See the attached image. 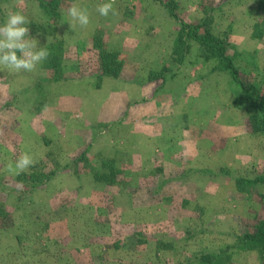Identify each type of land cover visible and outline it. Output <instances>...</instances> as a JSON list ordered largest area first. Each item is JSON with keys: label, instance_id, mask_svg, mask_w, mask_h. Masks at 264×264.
Masks as SVG:
<instances>
[{"label": "rangeland", "instance_id": "1", "mask_svg": "<svg viewBox=\"0 0 264 264\" xmlns=\"http://www.w3.org/2000/svg\"><path fill=\"white\" fill-rule=\"evenodd\" d=\"M39 1L47 0H0V25L10 11L20 12L29 21L28 38H35L42 48L45 38L37 31L44 22ZM59 1L62 19L75 0ZM104 2L96 0L97 5ZM115 3L116 16L123 13L121 22L106 21L96 12L90 23L98 32L81 43L74 42L77 31L75 27L73 32L70 20L60 21L64 23L57 40L65 45L67 59L57 70L46 72L49 84L43 82L29 91L32 105L23 86L28 75L41 76L43 62L31 72L0 68V264H195L198 255L254 233L256 223L264 219V184L233 183L264 177V132L252 131L246 106L233 105L240 91L234 77L230 72L212 71L215 61H206L193 39L186 42L187 53L181 47L179 54L172 55L181 28L188 25L186 32L205 22L214 37L230 44L226 54L237 69L236 81L259 85L264 94V46L256 44V52H240L238 46L252 45L244 41V32H234L235 28L244 31L249 23L251 31L258 27L262 37L256 39L264 42V0ZM99 53L113 55L112 62L119 67L115 78L144 81L146 98L153 97L154 83L170 84L172 88L164 89L170 92L159 99L167 104L176 97L178 116L158 127L164 129L161 143H155L154 129L153 133L146 130L154 124L152 106L143 108L144 117L137 106H129L126 117L122 113L120 121L97 123L96 130L68 129L66 122L50 130L42 121L45 102L64 93L66 84L94 88L97 78L109 77L102 76ZM127 63L131 68L123 72ZM66 98L63 105L69 101ZM200 99L202 106L197 105ZM161 108L165 111L168 106ZM190 109L195 113L192 118L186 112ZM143 125L144 134L140 133ZM233 125L240 132L234 141L227 134ZM171 128L181 137L170 138ZM202 130L200 145L218 149L208 157L209 171H214L210 174L218 170L223 183L171 184L185 170L164 167L175 166L177 160L183 165L185 155L173 154L171 163L161 162L158 151L160 157L165 155L159 145L183 146L187 135ZM74 132L85 134V138L76 135V140H84L82 144L75 143ZM107 150L112 153L105 154ZM21 153H28L34 164L13 176L5 166ZM231 253V264H264L256 252Z\"/></svg>", "mask_w": 264, "mask_h": 264}, {"label": "crops", "instance_id": "2", "mask_svg": "<svg viewBox=\"0 0 264 264\" xmlns=\"http://www.w3.org/2000/svg\"><path fill=\"white\" fill-rule=\"evenodd\" d=\"M73 3L77 4L78 6L82 8H86L89 12L90 19L92 21V17H95L96 15V10H95L97 6L96 0H75L73 1ZM84 6H87V7H84ZM113 7L114 9L115 7L117 8L116 5H113ZM65 14L62 16L61 22L70 20V18L66 16L67 14L66 15ZM122 17H123V13H120V14L118 13L117 16L113 15L112 13H109V15L106 17V21H114L118 24L121 22L120 20H122ZM61 22L57 28V32L54 35H51V36L46 35L42 31H39L41 36L45 38L43 47L59 39L58 34L64 23V22L63 23ZM244 25L245 27H247V28H244L245 29L244 31L243 29L239 28L237 30L235 28L234 32L236 31V34L244 32V35H245L244 41L252 45V47H247L245 45H244L245 47L238 46L239 47L238 50H240V52L242 51L252 52V50L253 52H256L254 49V46L257 44L258 39L252 37L253 31L249 30L251 29L249 27L250 24L245 23ZM72 27H74L73 32L75 30V27L77 31L76 36H74L75 43L77 41H80L81 43V40L82 41L90 40L88 36H91V35L93 36L94 33L98 32L97 31L98 28L95 27L94 23H90L88 28L87 27L81 28L78 24L72 25ZM68 29H69V26H68ZM81 33H83V35ZM46 37H49V39H46ZM234 39L236 43L237 35L234 37ZM238 41L240 42L241 40L238 39ZM238 44L239 43L237 42V45ZM66 55H67V51H66V54L64 52V55H63V58L65 57L64 60L67 59ZM64 60L62 59V61ZM68 61L70 65L73 67V62L70 59H68ZM128 65L129 63H127L126 66L122 67L123 72H126L131 68ZM132 69H134V67H132ZM42 71L43 73L41 74L39 78L36 76H30V75L26 77V82L23 86V89L28 91L26 92V95L28 96V100H31V102H29L28 105H32L33 103L32 97L30 96L31 92L29 91L32 90L38 83H40L39 86H42L43 82H46V85L49 84L47 83L48 77L46 74V72H49V71L45 70L44 68H42ZM134 72H138V69L135 70ZM17 77H25V75L19 74L17 75ZM146 86H147L146 83L138 78L124 79V77H120V78L103 77L101 79L100 86L98 87V89L95 87L90 88L84 85L79 86L73 83L72 85L66 84L65 85L66 91L64 93H60V95L56 94V96H53L50 99L48 98V100L45 102L41 110V114H43V118H44L42 121H44L46 125H48L50 130L52 129L55 130V128L60 129L61 127L60 123L62 122H66L67 124L66 126L68 129L69 127H71V128H75L76 130H80V131L96 130L100 126L97 123L103 124L110 120L120 121L118 120V117L120 118L122 113L124 114V117H126L127 112L130 109L129 106L131 107L137 106L138 109H141L140 115H142L143 117L145 115V113L143 112V108L145 106H148V108L152 106V117H151L152 119L151 120L153 121L154 124L152 125V128L148 126L146 130L149 131V130L154 129L155 143H161L159 142L160 138H162V136H165V135H162L164 133H161L164 131V129L162 128V130L160 129L159 131L158 127L159 126L161 127V125L163 126V123L169 122L171 124V122H174V120H176L175 116H178L177 110H176L177 109L176 108L177 104L175 100L176 97H174L172 100H169V103L167 104L164 103V100L163 101L160 100L159 96H162L170 92L171 89H168V90H164V89H166L167 87L168 88H172V87L170 86V84L166 86L165 85L162 86L160 82H156L154 83V85H152L151 92L153 93V97L146 98V94H145ZM68 89H70L69 92L67 91ZM66 96L69 98L68 99L69 101L66 102L65 105H63L62 102L65 99H67ZM70 100H73L76 102L71 103ZM151 100L152 102H150ZM182 102H185V101H182ZM203 103H204V100L200 99V103L197 105L202 106ZM162 104L164 106H168V108L165 111L162 110L161 108ZM233 105L236 106L235 104ZM186 112L190 118H192V116L195 114L193 109H190ZM181 114H182L181 116H184L183 114L185 113H181ZM222 114H224V112H222ZM204 119L207 120L208 117L207 118L204 117ZM141 128H142V131H140V133L144 134V131H146L145 126L143 125ZM230 130L231 132L230 133L228 132L227 134L228 136L231 135V138L234 141L235 136L239 134L240 132H237L238 127L235 125H233L232 129ZM170 131L173 132V133L170 132V135H169L170 138L172 136L176 138L181 137V135L177 133V129L174 130L173 128H171ZM194 132L196 133H191V136L187 135L185 137L186 139L184 141L185 144L182 141V144H184L183 146L178 147L179 145H175V146H171V145L170 146L169 145L160 146L159 145L158 147L159 149L163 150V155H165L164 157H160L162 155L158 151V156L161 159V162L171 163L173 159V156H172L173 154L185 155V158H184L185 162L183 161V165H181L180 162H178L179 160H177V162H174L176 163L175 166L171 165L170 167L168 166L164 167L169 170L174 169V168H176V170H180V169L185 170V172L183 173V176L176 177V178H179L180 180L171 181V184H179L182 182L185 186L191 185V186H196V187H199V186L209 187L210 185L223 183L224 176H222L220 173H217L218 170L215 173L210 174V172H214V171H209L212 169L211 167H208L209 155L214 152H217L218 149L215 148L212 151H210V149L208 150L205 147H202L200 145L201 140H199V138L205 135V131L202 130L200 132H197V131H194ZM152 133H153V130H152ZM72 135L74 136L73 140H76V135H80V137L82 138L86 137L84 133H79V132H74V134ZM149 135L150 134H148L147 136ZM193 139H197L199 141H193ZM83 142L84 140L79 141L78 139L75 141V143H79V145L82 144ZM200 147L202 148V150L200 149ZM109 153L111 154L112 151L111 152L110 150L105 151V154H109ZM166 155L167 157L170 155V158H167ZM202 160L204 162H202ZM212 176H215V177H213V180L211 181L209 178ZM216 179H222V181L221 182L218 181L217 183H214L216 182L215 181ZM231 180H232L231 178L230 179L228 178V181L231 182ZM233 183L235 185L234 180H233ZM200 192H203V190H200Z\"/></svg>", "mask_w": 264, "mask_h": 264}, {"label": "trees", "instance_id": "3", "mask_svg": "<svg viewBox=\"0 0 264 264\" xmlns=\"http://www.w3.org/2000/svg\"><path fill=\"white\" fill-rule=\"evenodd\" d=\"M60 3L59 0H47L39 1V7L43 15V24L38 27V31H42L46 35H54L57 32L58 24L61 21V12L58 7ZM181 29L177 40L174 45L172 55L176 56L179 54V48L183 47L185 53L189 48L188 43L186 44L188 38L193 39L202 49L203 58L215 61V66H213L212 71L214 72H230L234 77L237 86L240 91L236 99L233 100V104L237 107L246 106L248 117L247 120L250 123V127L253 132L259 133L264 132V94H261L259 90V85H248L244 86L237 80V69L232 65L231 58L226 54V50L229 48L230 44L224 39L221 40L218 37H214L210 33V29L204 22L198 23L194 27H190V30L185 32V27ZM189 27V26H188ZM205 29L200 32L201 28ZM258 27L256 26L253 30V38H261L262 34ZM185 32V34H184ZM183 45V46H181ZM48 50V57L43 61V68L49 72L55 71L60 68L63 59V49L64 45L61 40H56L45 46ZM186 54H182L184 58ZM100 64L102 76L116 77L119 71V67H116V63L112 62L113 55L109 53L100 54ZM110 56V59H109ZM181 60L177 59V62ZM115 66V67H114ZM114 67V68H113ZM101 77L97 78L98 83L95 88L100 86ZM166 80L163 79V82ZM40 83L36 84V88ZM38 101V100H37ZM36 101V103H37ZM105 162V161H104ZM103 164V163H102ZM248 185H253L257 183L264 184V177H257L256 180L243 181L242 179H235L236 186L242 183ZM239 189V188H238ZM240 191H243L240 189ZM236 252H256L261 258H264V219L259 220L255 225L254 233H244L243 235L236 238V242L233 245L226 246L215 252H206L195 257V264H231L232 253Z\"/></svg>", "mask_w": 264, "mask_h": 264}, {"label": "clouds", "instance_id": "4", "mask_svg": "<svg viewBox=\"0 0 264 264\" xmlns=\"http://www.w3.org/2000/svg\"><path fill=\"white\" fill-rule=\"evenodd\" d=\"M115 0H107L96 6V12L107 17L109 13L116 15L113 5ZM70 18V27L78 24L86 28L90 23V15L86 8L71 4L66 10ZM29 21L20 12H9L5 22L0 25V68L11 72H31L36 66L47 59L49 53L45 47H37V40L29 37ZM264 46V42H257V47ZM34 164L28 153H21L16 161L9 162L5 171L13 176H19ZM22 187V182H18Z\"/></svg>", "mask_w": 264, "mask_h": 264}]
</instances>
